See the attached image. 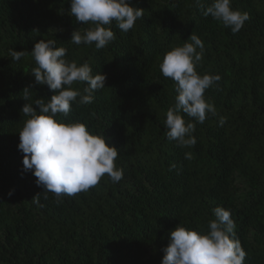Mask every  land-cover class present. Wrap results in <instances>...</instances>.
I'll use <instances>...</instances> for the list:
<instances>
[{"label":"trees","instance_id":"16d2710c","mask_svg":"<svg viewBox=\"0 0 264 264\" xmlns=\"http://www.w3.org/2000/svg\"><path fill=\"white\" fill-rule=\"evenodd\" d=\"M130 3L143 17L128 32L113 22L116 39L97 49L70 41L74 30L92 27L70 14L71 0H0V264H161L170 231L179 224L208 231L218 206L231 212L244 264H264V0H231L249 16L235 34L204 15L212 0ZM192 33L204 44L197 72L221 79L205 92L217 115L196 123L197 143L181 147L166 135L177 92L160 64ZM40 39H55L68 60L106 74L92 103H73L56 119L84 123L119 149L121 181L105 175L58 199L24 171L19 133L30 117L21 109L55 94L31 75ZM9 50L28 54L14 61ZM86 86L72 87L84 94Z\"/></svg>","mask_w":264,"mask_h":264},{"label":"clouds","instance_id":"9594fccd","mask_svg":"<svg viewBox=\"0 0 264 264\" xmlns=\"http://www.w3.org/2000/svg\"><path fill=\"white\" fill-rule=\"evenodd\" d=\"M70 14L84 25H92L84 32L74 30L70 41L76 45L94 43L97 49H103L116 39L113 22L121 32H128L143 17V8L133 6L130 0H71ZM204 15L221 21L233 34L249 19L246 12L232 8L231 0H212ZM187 40L191 42L168 51L160 64L163 76L175 82L177 92L174 105L166 112V135L181 147L197 143L193 135L196 123L203 124L209 115H217L205 92L221 79L219 74L197 72L204 44L194 33ZM26 54L9 50L14 61ZM30 55L36 64L31 71L35 84L46 85L55 94L47 101L38 98L34 103L27 102L21 109L23 115L30 117L19 133L18 149L24 154V171H31L37 178L36 184L58 199L88 191L105 175L113 182L121 181L123 169L115 163L119 149L109 145L105 136L91 134L84 123L56 119L58 114L67 116L73 103H92L93 93L106 86V74L93 75L89 64L78 65L68 60L67 49L56 47L55 39H40ZM77 82H86L84 94L72 87ZM30 89L23 91L26 101L30 100ZM184 115L192 119L186 121ZM225 122L223 117L219 121L221 126ZM185 156L192 158L191 153ZM38 195L33 202L39 203ZM213 213L215 219L209 221L208 231L180 224L171 230L161 264H244L247 253L237 238L230 210L218 206Z\"/></svg>","mask_w":264,"mask_h":264}]
</instances>
